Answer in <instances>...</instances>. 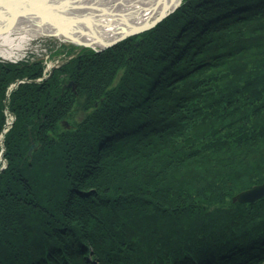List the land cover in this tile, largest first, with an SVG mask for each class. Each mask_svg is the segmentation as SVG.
Masks as SVG:
<instances>
[{
  "label": "trees",
  "instance_id": "16d2710c",
  "mask_svg": "<svg viewBox=\"0 0 264 264\" xmlns=\"http://www.w3.org/2000/svg\"><path fill=\"white\" fill-rule=\"evenodd\" d=\"M73 47L0 62V264H264V197L233 200L264 183V0Z\"/></svg>",
  "mask_w": 264,
  "mask_h": 264
},
{
  "label": "water",
  "instance_id": "95a60500",
  "mask_svg": "<svg viewBox=\"0 0 264 264\" xmlns=\"http://www.w3.org/2000/svg\"><path fill=\"white\" fill-rule=\"evenodd\" d=\"M34 0H0V21L3 22V25L6 26V29H13L17 23L23 21H32L38 20L42 24H47L49 26L55 25L57 30L65 32L63 37L57 36L55 34H51L60 38L61 40H72L73 45L81 47V48H90L95 50L96 52H102L108 48L115 46L121 41L145 32L149 29L154 28L164 19L169 17L172 13H174L181 5L183 0H158L156 2V13L154 14L155 9H153V13L148 16V18L140 25L129 24L125 28H109L108 30H104L102 33H99L101 28L110 27L109 25H98L99 22H95L92 24V27H89L87 30L80 28L73 17H68L60 13L57 8H48V7H40V5H33ZM45 1V0H42ZM80 0H74L76 3ZM89 4H85L82 8H78L79 10L83 9H92L93 11H101L100 13L106 14L107 8L109 4H103L99 7V4H96V0H85ZM68 2V5L73 8L75 4L72 2ZM95 2V3H91ZM115 7V6H111ZM85 11V10H83ZM89 17V16H87ZM94 18L95 16H91ZM100 17V16H99ZM77 20V18L74 16ZM98 18V17H97ZM49 35V34H46ZM64 43V42H61ZM40 80V79H38ZM28 80H19L14 84V87H18V85L22 82H26ZM72 87L73 90H76V84L73 81H70L68 84L64 85L63 89ZM11 93L8 94L7 97L10 96ZM9 111V110H8ZM15 117H13V121L8 123L9 127H12L14 124ZM66 127H69L68 122H64ZM4 137V136H3ZM4 148V145H3ZM34 146L30 148V153H32ZM264 197V183L260 185H256L248 190L242 191L234 197L235 202L240 203H251L255 202Z\"/></svg>",
  "mask_w": 264,
  "mask_h": 264
},
{
  "label": "bare ground",
  "instance_id": "6f19581e",
  "mask_svg": "<svg viewBox=\"0 0 264 264\" xmlns=\"http://www.w3.org/2000/svg\"><path fill=\"white\" fill-rule=\"evenodd\" d=\"M67 1L75 4L73 8L68 5ZM101 1L102 0L95 1L97 5L99 4V7L103 4ZM113 1H118V4H120L121 7H111L112 5L110 6V4ZM157 1L158 0H109L108 6L110 7L109 9L107 8V16H95L94 18L90 17L93 12L92 9H83L85 11L78 9L86 6L85 4H89L85 0H80L76 3L74 0H34L32 6L40 5V7L44 8H57L61 14L70 18L73 17L76 24L85 30L92 27L91 25L95 22H99V26L103 24L104 26L109 25L110 27L100 29L101 31L99 33H102L104 30H108L109 28H125L129 24H142L148 16L153 13V9H155ZM95 2L91 3L93 4ZM155 13L156 9L154 11V14ZM74 16L80 18H77L76 20ZM5 27L6 26L3 25V22L0 21V53H11L14 48H22L23 44L34 36L55 34L63 37V34H65V32L57 30L55 25L49 26L47 24H42L38 20L19 22L11 30L6 29Z\"/></svg>",
  "mask_w": 264,
  "mask_h": 264
},
{
  "label": "rangeland",
  "instance_id": "374dc122",
  "mask_svg": "<svg viewBox=\"0 0 264 264\" xmlns=\"http://www.w3.org/2000/svg\"><path fill=\"white\" fill-rule=\"evenodd\" d=\"M101 2H103V4H106V5L109 4V0H105V1L102 0ZM118 3H119L118 1H113L112 2V4H113L112 6L121 7V5L118 4ZM182 3H183V1H182ZM103 4H101V6ZM100 12L101 11H93L91 13V16L92 15L93 16H103V17L107 16V14H103V13H100ZM131 37H133V36H131ZM61 42H64V43H61ZM70 42H73V41L72 40H61L60 38H58L56 36H53L51 34L34 36L30 40L25 42L23 44L22 48H20V49L14 48L11 51V53L10 52L0 53V62H8V63L16 64V63H19V62H22V61L26 62V61L30 60V56L31 55L34 56V57L35 56L41 57L44 61H46L49 64L48 68H46L47 69L46 70L47 74H44V76H43V77L47 78V77H49L51 75V73L53 72L54 69L60 67L61 65H63V63L66 60H69V59H71L73 57L72 55L68 56L69 54H67L66 55V59H64V62H61L63 60L61 58H57L58 60L57 59L54 60L52 58V55L56 56V53H58L59 52L58 50H60L59 48L65 47V46L66 47H73L74 46L73 47V49H75L74 52H77V53L81 52L83 49H90V48H81V47L75 46V45H73ZM61 49H63V48H61ZM14 60H16V61H14ZM50 60L51 61L53 60L52 61L53 62L52 65L50 64ZM14 84L15 83H12L10 85L9 89H8V92H7V95H6V99H5L6 103H7L8 99H9V97H10V96L7 97L8 94L11 93L15 88H17V87H14ZM8 110H9V108H8V106H6L5 113H6V116H7V120H6V124L4 126V129L2 130V132L0 134V172L7 167V160L4 157L5 136H6V133L11 129V127H9L7 124L9 122L11 123L13 121V117H15V115H13L10 110L9 111ZM15 119H16V117H15ZM64 122H68V121H63V125H64ZM68 125H69V122H68ZM67 128H69V127H67ZM3 145H4V148H3ZM32 146H34V148H35V145H32ZM29 152H30V150H29ZM30 154H32V153H30Z\"/></svg>",
  "mask_w": 264,
  "mask_h": 264
},
{
  "label": "flooded vegetation",
  "instance_id": "af4514ba",
  "mask_svg": "<svg viewBox=\"0 0 264 264\" xmlns=\"http://www.w3.org/2000/svg\"><path fill=\"white\" fill-rule=\"evenodd\" d=\"M61 48H63V49H61ZM61 48H59L60 50H58L59 52L58 53H56V56H53L52 55V58L55 60V59H57V58H61V59H63L61 62H64V59H66V55L69 53V49H67V48H64V47H61ZM74 51H75V49H74ZM58 60V59H57ZM53 61V60H52ZM51 60H50V64L52 65L53 64V62H52ZM57 63V62H56ZM44 66H45V68H44V74H47V72H46V68H48V66H49V64L46 62V61H44Z\"/></svg>",
  "mask_w": 264,
  "mask_h": 264
},
{
  "label": "built area",
  "instance_id": "2783aa9c",
  "mask_svg": "<svg viewBox=\"0 0 264 264\" xmlns=\"http://www.w3.org/2000/svg\"><path fill=\"white\" fill-rule=\"evenodd\" d=\"M30 56V55H29ZM32 56V55H31ZM14 61H16V60H14Z\"/></svg>",
  "mask_w": 264,
  "mask_h": 264
}]
</instances>
